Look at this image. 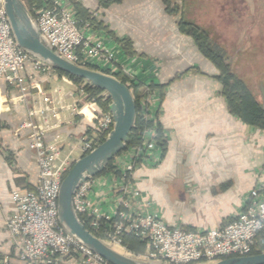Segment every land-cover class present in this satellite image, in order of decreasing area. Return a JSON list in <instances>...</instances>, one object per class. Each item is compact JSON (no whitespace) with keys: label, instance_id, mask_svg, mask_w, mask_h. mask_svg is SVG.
Listing matches in <instances>:
<instances>
[{"label":"crops","instance_id":"1","mask_svg":"<svg viewBox=\"0 0 264 264\" xmlns=\"http://www.w3.org/2000/svg\"><path fill=\"white\" fill-rule=\"evenodd\" d=\"M76 2L117 39L127 38L135 56L124 53L123 60L134 56L135 70L164 87L160 112L164 159L158 166L137 168L136 187L170 226L205 230L230 222L247 194L264 183V131L230 111L221 84L214 80L216 74L207 73L195 47L194 53L188 51L190 56L183 54L185 47L178 53L175 47L190 48L194 42L180 34L178 21L174 25L173 15L160 0H123L107 6L99 0ZM92 30L108 37L101 29L92 26ZM22 86L28 87L26 95ZM76 103L80 115L68 108ZM42 107L50 109L34 120L37 125H50L46 139H57L62 151L70 148L80 157L82 137L96 132L101 108L80 97L74 82L58 73L50 77L32 62L21 72L19 85L0 79V257L15 263L19 243L6 227L16 212L13 191L35 189L39 174L30 147L31 129L19 130V126L32 109ZM61 264L78 263L69 259Z\"/></svg>","mask_w":264,"mask_h":264},{"label":"built area","instance_id":"2","mask_svg":"<svg viewBox=\"0 0 264 264\" xmlns=\"http://www.w3.org/2000/svg\"><path fill=\"white\" fill-rule=\"evenodd\" d=\"M24 3L33 14L41 34L59 55L76 65L116 78L123 73L132 93L136 91L134 86L140 84L147 93L151 92V95H136L138 100L133 95L138 104L137 115L150 124L142 132L141 143L124 149L105 172L89 177L74 192L75 210L79 217H84V222L81 221L99 232L102 235L100 239L115 250L121 248L128 256L141 260L199 264L249 255L257 236L264 231V183L256 185L247 194L241 211L225 225L205 230H184L168 225L162 215L153 209L151 199L145 197L134 182L137 168L146 165L155 167L164 159L163 150L156 141L160 93L156 89L152 93V87L157 88L158 84L135 70V59L123 60L124 50L120 43L93 31L90 22L81 24L68 0H24ZM28 62L50 77L57 74L52 66L20 47L4 0H0V79H6L12 86L19 85L21 72ZM21 89L26 95L28 87L22 86ZM79 95L88 97L83 88ZM102 96L105 101H110L106 93ZM96 101L97 98L90 100L92 103ZM68 108L77 115L81 114L79 103ZM49 109H32L28 120L19 126V130L31 129L30 147L36 155L38 183L33 190L13 191L16 212L8 218L6 227L18 240V262L0 257V264H61L69 259L78 264H111L69 233L60 222V187L76 159L73 150L62 157L61 142L46 139L50 128L48 123L46 126L36 124L34 118L45 116ZM113 126L111 111L102 109L96 132L82 137L78 147L82 155L102 143ZM102 197L105 201L100 199ZM125 235L145 242V252L134 254L127 249L123 244Z\"/></svg>","mask_w":264,"mask_h":264},{"label":"water","instance_id":"3","mask_svg":"<svg viewBox=\"0 0 264 264\" xmlns=\"http://www.w3.org/2000/svg\"><path fill=\"white\" fill-rule=\"evenodd\" d=\"M4 4L13 33L23 50L49 64L56 71L86 80L90 87L103 90L111 101L109 110L114 120L113 129L102 143L73 163L62 181L58 206L61 224L80 242L111 264H165L162 260H141L115 250L85 226L73 204L76 189L89 177L105 172L111 161L127 148L129 135L137 119V104L130 88L116 77L81 67L59 55L41 34L24 0H4ZM99 110L102 111L101 108ZM210 264H264V252L223 258Z\"/></svg>","mask_w":264,"mask_h":264},{"label":"rangeland","instance_id":"4","mask_svg":"<svg viewBox=\"0 0 264 264\" xmlns=\"http://www.w3.org/2000/svg\"><path fill=\"white\" fill-rule=\"evenodd\" d=\"M177 1L181 7L183 5L185 6V19L193 21L208 29L213 36L217 37L218 41H220L221 45L225 47L229 55L227 62L230 64L232 72L236 74L237 77L244 79L253 95L264 106V0H176V2ZM172 18L175 20L174 25H177L176 22L178 21L179 29L182 20L181 14H175ZM90 24H92L94 29H101V31L108 33V38L111 40L120 43L124 53H129L131 56L134 55L132 53L133 48H131L127 38L121 37L120 39H117L110 29L102 27L100 23L96 22L93 25V23L90 22ZM180 34L182 35L181 32ZM189 38L194 42L191 37ZM190 46L192 47L189 48L188 45L184 46L181 44L178 47H175V49L180 51L178 53H181L182 48L185 47L182 50L185 53H182L185 56H190L188 51L194 53L193 47H195L198 51L197 53L202 56L201 62H204L207 73L213 71L217 75L219 70L201 53L195 42L191 43ZM134 56L133 58L136 59ZM196 70L197 69L193 70V72ZM215 76L214 80L216 83H219L215 79ZM118 78L127 80L123 73H119ZM84 85V83L79 85L77 87L78 91L82 88L84 89ZM134 88L136 91H133L132 94L136 99L138 98V96H136L138 94L146 93V95H151V92L147 93L141 84L139 86H134ZM157 88L153 86L152 93L155 89L158 90L160 93V101L162 103L165 91ZM103 93L105 92L98 94L96 97L99 98L101 102H111L104 100V97L102 96ZM160 112L161 109L159 111V124L161 125ZM69 152L70 148L62 151V157H65ZM73 157L77 160L80 157L79 151H75ZM117 249L119 252L125 253L123 249Z\"/></svg>","mask_w":264,"mask_h":264},{"label":"trees","instance_id":"5","mask_svg":"<svg viewBox=\"0 0 264 264\" xmlns=\"http://www.w3.org/2000/svg\"><path fill=\"white\" fill-rule=\"evenodd\" d=\"M77 14L78 19L81 24L86 22L96 23L90 14L82 12L80 5L76 0H69ZM123 0H99L101 4L107 6L111 3H119ZM166 8L167 13L171 15L181 14L182 20L179 25V30L182 34L191 37L201 53L209 59L214 66L219 70V73L215 76V79L222 86V94L226 98L230 111L239 117L244 123L264 131V106L257 100L253 95L249 86L246 84L244 79L237 77L236 74L232 72L230 64L227 62L229 55L221 42L218 41L216 36H213L211 32L200 26L199 24L185 19V6L182 7L176 2V0H160ZM92 25V24H91ZM127 46V45H126ZM128 49V48H127ZM60 76H64L78 87L81 84L84 85V90L87 93V100L92 98H97L98 94L104 92L103 90L95 87H90L86 80L81 78H76L74 76L68 75L61 71H56ZM121 81L126 82L125 79L119 78ZM161 90L164 89L162 85H157ZM103 110L109 109V103L101 102L99 98L96 101ZM138 109V104H137ZM150 124L145 123L138 115L135 123L134 129L131 131L129 137L130 140L127 147H134L141 143V135L146 127ZM104 141V140H103ZM156 141L158 145L163 150V156L166 150V138L162 129V126L157 123V135ZM81 220L84 222V217L80 216ZM85 226L97 237L102 238L99 232H95L89 228L87 223ZM124 246L129 249L134 254L144 253L146 250L145 242L141 241L139 238L132 235H125L123 237ZM264 252V231L259 233L256 238L255 244L249 255L259 254Z\"/></svg>","mask_w":264,"mask_h":264}]
</instances>
